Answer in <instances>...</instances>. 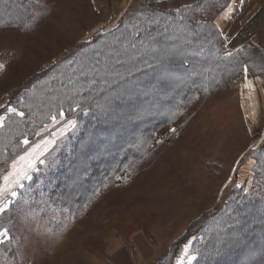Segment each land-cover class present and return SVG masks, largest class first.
<instances>
[{
  "label": "rangeland",
  "instance_id": "374dc122",
  "mask_svg": "<svg viewBox=\"0 0 264 264\" xmlns=\"http://www.w3.org/2000/svg\"><path fill=\"white\" fill-rule=\"evenodd\" d=\"M32 1L29 27L0 28V124L13 97L70 52L116 26L143 0ZM152 1L177 11L197 0ZM201 18L222 32L226 52L250 44L264 51V0H229ZM170 43L162 42V52L172 50ZM166 72V67L158 71L157 79L166 83ZM245 77L258 81L256 114L242 102ZM116 109L110 108L111 116L119 115ZM124 115L123 121L129 117ZM75 125L64 116L50 119L2 173L0 206L7 208L0 212V231L6 229L7 238L0 237V252H17L24 264H191L196 234L232 192H260L254 155L264 145L260 75L242 71L229 84L197 97L172 123L175 135L161 145L150 144L144 158L128 168L127 185L117 186L114 180L77 217L54 216L48 201L34 197L26 182L34 171L47 172L57 161ZM10 233L19 238L17 243L10 242Z\"/></svg>",
  "mask_w": 264,
  "mask_h": 264
},
{
  "label": "trees",
  "instance_id": "16d2710c",
  "mask_svg": "<svg viewBox=\"0 0 264 264\" xmlns=\"http://www.w3.org/2000/svg\"><path fill=\"white\" fill-rule=\"evenodd\" d=\"M228 1L197 0L170 11L143 0L32 81L13 97L0 124V181L42 125L59 116L74 119L57 161L47 172L34 171L26 187L48 201L54 216L77 217L119 172L144 158L153 132L179 120L197 97L242 71L264 79V51L257 44L226 52L222 32L201 18ZM33 4L0 1V28L29 27ZM165 39L171 51L162 52ZM160 56L165 59L157 61ZM164 67L166 83L156 77ZM111 107L119 115L111 116ZM254 155L260 192H232L196 234L191 264H264V145ZM50 225H57L53 218Z\"/></svg>",
  "mask_w": 264,
  "mask_h": 264
},
{
  "label": "crops",
  "instance_id": "0c3cea01",
  "mask_svg": "<svg viewBox=\"0 0 264 264\" xmlns=\"http://www.w3.org/2000/svg\"><path fill=\"white\" fill-rule=\"evenodd\" d=\"M258 81L255 79H251L248 77H245L242 82H241V91H242V102L245 103L246 107L249 109H253L254 113L256 114V109L258 107V99L257 96L259 94V89H258ZM10 242L13 244V242H18L19 238L16 235H13L10 233L9 235ZM1 237V236H0ZM17 252H9L8 254H3L0 252V264H6L4 263L9 260L10 264H24L22 263V259ZM14 260V262H12ZM21 262V263H20ZM8 264V263H7Z\"/></svg>",
  "mask_w": 264,
  "mask_h": 264
},
{
  "label": "built area",
  "instance_id": "2783aa9c",
  "mask_svg": "<svg viewBox=\"0 0 264 264\" xmlns=\"http://www.w3.org/2000/svg\"><path fill=\"white\" fill-rule=\"evenodd\" d=\"M176 132L177 131L174 128V126H172V124H170L169 126H167L165 128V130L163 132L156 133L154 135V138H152L153 139V145L154 146L161 145L168 138V136L171 137L172 135H175ZM164 133L167 134V136L163 135ZM128 176H129L128 171H124V172L120 173L119 176L116 177L117 178L116 185L117 186L127 185L130 181V177H128Z\"/></svg>",
  "mask_w": 264,
  "mask_h": 264
},
{
  "label": "snow or ice",
  "instance_id": "6c2138e0",
  "mask_svg": "<svg viewBox=\"0 0 264 264\" xmlns=\"http://www.w3.org/2000/svg\"><path fill=\"white\" fill-rule=\"evenodd\" d=\"M0 67H2V65H0ZM11 110H12V109H10V111H11ZM70 123H71V122H70ZM25 143H27V141H25ZM12 195L15 196L16 193L13 192ZM6 208H7V205L0 206V212H4V211L6 210ZM0 236H3V237L6 239V238H7V230L4 229V230L0 231ZM186 248H187V246H186ZM193 259H194V257H192V256H189V257H188V260H189V261H191V260H193ZM178 264H180V262H178Z\"/></svg>",
  "mask_w": 264,
  "mask_h": 264
},
{
  "label": "bare ground",
  "instance_id": "6f19581e",
  "mask_svg": "<svg viewBox=\"0 0 264 264\" xmlns=\"http://www.w3.org/2000/svg\"><path fill=\"white\" fill-rule=\"evenodd\" d=\"M16 61V60H15ZM18 62V61H17ZM15 65H19V63H15ZM23 68V67H22ZM19 69V68H18Z\"/></svg>",
  "mask_w": 264,
  "mask_h": 264
}]
</instances>
